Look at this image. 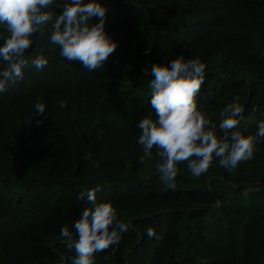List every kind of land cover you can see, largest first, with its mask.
I'll return each mask as SVG.
<instances>
[{"label":"trees","instance_id":"trees-1","mask_svg":"<svg viewBox=\"0 0 264 264\" xmlns=\"http://www.w3.org/2000/svg\"><path fill=\"white\" fill-rule=\"evenodd\" d=\"M102 2L105 30L118 44L101 68L60 57L47 32L37 33L23 79L0 94V264H72L76 253L60 227L88 206L79 191L96 185L97 199H111L130 228L118 245L94 254L95 264H264V137L230 172L214 159L193 177L179 162L174 187L159 179L155 149L140 163L136 143L137 122L154 115L151 65L180 54L206 65L197 102L210 119L218 124L238 96L237 128L257 130L264 0ZM37 55L48 59L39 70L31 65ZM37 100L47 114L32 118Z\"/></svg>","mask_w":264,"mask_h":264},{"label":"clouds","instance_id":"clouds-1","mask_svg":"<svg viewBox=\"0 0 264 264\" xmlns=\"http://www.w3.org/2000/svg\"><path fill=\"white\" fill-rule=\"evenodd\" d=\"M0 0V94L23 79L29 63L26 51L34 43L35 34L47 32V39L59 48L60 57L79 62L88 71L101 68L118 42L105 30L106 6L102 0ZM59 7L53 19L52 9ZM49 22H51L49 26ZM46 56L37 55L31 65L37 70L47 65ZM206 65L199 57L173 59L151 65L152 79L149 104L153 114L137 122L140 134L136 140L142 148L139 162L152 159L153 149L159 160L155 164L159 179L168 187L175 186L177 164L186 162L193 177L206 173L215 159L218 165L232 171L242 161L253 157L255 145L264 137V120L257 130L244 134L237 128L243 114L239 97L224 105L219 123L198 106L197 96L205 79ZM60 108L65 107L63 100ZM32 118L47 114L44 102L37 100ZM31 118V119H32ZM42 121L36 120L39 125ZM101 185L79 191L77 199L88 202L71 227H60L59 236L66 247L75 251L72 264H95V253L116 246L129 231L130 222L118 217L111 199H97ZM148 238H155L152 227Z\"/></svg>","mask_w":264,"mask_h":264}]
</instances>
